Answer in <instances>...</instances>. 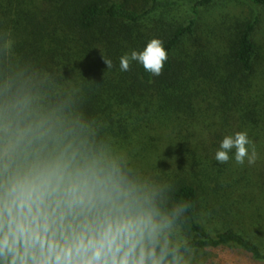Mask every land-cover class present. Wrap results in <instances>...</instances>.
Listing matches in <instances>:
<instances>
[{"label": "trees", "instance_id": "trees-1", "mask_svg": "<svg viewBox=\"0 0 264 264\" xmlns=\"http://www.w3.org/2000/svg\"><path fill=\"white\" fill-rule=\"evenodd\" d=\"M228 1L251 16L223 11ZM261 9L264 0H0V79L26 80L45 108L83 116L135 171L170 186L169 206L189 203L182 240L215 253L199 264H236L223 257L235 252L264 264ZM154 38L168 55L161 75L135 61L120 70L121 56ZM238 131L255 162L230 152L219 164L223 138Z\"/></svg>", "mask_w": 264, "mask_h": 264}, {"label": "clouds", "instance_id": "clouds-1", "mask_svg": "<svg viewBox=\"0 0 264 264\" xmlns=\"http://www.w3.org/2000/svg\"><path fill=\"white\" fill-rule=\"evenodd\" d=\"M167 59L154 38L119 67L135 61L159 76ZM230 152L237 164L255 162L247 132L225 136L215 160L228 163ZM170 191L97 140L83 116L45 108L26 80L0 79V264H191L178 239L190 205L169 206Z\"/></svg>", "mask_w": 264, "mask_h": 264}, {"label": "rangeland", "instance_id": "rangeland-1", "mask_svg": "<svg viewBox=\"0 0 264 264\" xmlns=\"http://www.w3.org/2000/svg\"><path fill=\"white\" fill-rule=\"evenodd\" d=\"M223 11H231L234 15H237L239 17H248L251 16L252 8L244 3L239 2H233L228 1L226 2V5L224 6ZM220 12V9L215 11V15H217ZM260 12L263 15V21L261 22V25L257 31L256 41L259 45L260 50V58H264V10L261 9ZM178 239L182 240V235L178 234ZM215 255V253L210 252H202V251H192V258H191V264H199L201 261H203L206 257ZM226 259H230L232 261L233 259L236 261V264H263L261 262L253 261V259H250L243 255L241 252H235L231 255L223 256Z\"/></svg>", "mask_w": 264, "mask_h": 264}]
</instances>
